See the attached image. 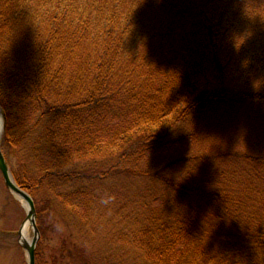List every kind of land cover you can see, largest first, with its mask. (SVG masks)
I'll list each match as a JSON object with an SVG mask.
<instances>
[{"label": "trees", "instance_id": "16d2710c", "mask_svg": "<svg viewBox=\"0 0 264 264\" xmlns=\"http://www.w3.org/2000/svg\"><path fill=\"white\" fill-rule=\"evenodd\" d=\"M0 106L35 202L88 221L104 183L145 178L116 234L145 264H264V0H0ZM226 124L254 148L149 170Z\"/></svg>", "mask_w": 264, "mask_h": 264}, {"label": "rangeland", "instance_id": "374dc122", "mask_svg": "<svg viewBox=\"0 0 264 264\" xmlns=\"http://www.w3.org/2000/svg\"><path fill=\"white\" fill-rule=\"evenodd\" d=\"M225 127L213 138H210L207 133H203L207 136L206 140L202 135L199 136V139L186 135L183 142L166 147L157 154L150 153L152 164L149 170L156 172L167 163L179 158H192L218 151L215 148L231 149L232 146L238 144V141L242 146V151H250L254 148L244 143L251 141L252 136L242 134L236 136L231 132L232 129H229L228 124ZM180 135L184 134L180 132ZM261 136H264V132ZM261 136L260 138L263 139ZM224 139L229 140L225 141ZM263 142L264 140H262ZM10 161L11 165L8 164L10 170L13 169L24 176L31 175L35 170L33 158L31 159L28 151H24L21 158L20 156L17 158L11 156ZM188 165L194 166V163L187 164L186 169H188ZM70 170L71 168H67L65 171L69 172ZM28 171L30 172L27 175ZM178 175H181V180L187 178V175L182 171ZM148 184V179L145 178L136 179L129 184L118 183L114 180L104 183V188L96 192L98 200L92 209L90 207L91 215H89L88 221L72 216L62 205H56L50 201L49 193H42L38 201H34L37 214L36 222L40 231L38 247L40 246L39 250L42 253L38 264H51L53 255L60 259L57 264H145L138 258L139 255L133 245L130 242L126 245V237L121 242L116 234L118 232L125 234L124 225L130 221L123 220V217L126 214L133 216L131 209L136 208L130 201L128 203L131 209L127 211L122 209L123 204L130 197V191L132 196H136L139 192L146 190ZM156 193L161 194L157 189ZM160 204L161 202H154L151 207ZM125 221L127 223L124 224ZM25 224H28L27 237L31 242L34 238V229L27 220L26 202L19 201L14 197L6 187L0 172V264H28L27 252L20 245L19 236ZM82 256L85 260L80 262L78 258Z\"/></svg>", "mask_w": 264, "mask_h": 264}, {"label": "water", "instance_id": "95a60500", "mask_svg": "<svg viewBox=\"0 0 264 264\" xmlns=\"http://www.w3.org/2000/svg\"><path fill=\"white\" fill-rule=\"evenodd\" d=\"M4 130H5V116L2 107L0 106V172L3 175L6 187L14 195V197L19 201L23 200L26 202L27 220L30 222V224L34 229V238L31 242L22 240L21 232H20L19 233L20 245L27 252L28 264H36V250L40 240V231L37 227V222H36L37 214H36L35 202L32 196L28 192L23 190L16 183L14 176L10 170V167L6 161L1 146Z\"/></svg>", "mask_w": 264, "mask_h": 264}, {"label": "bare ground", "instance_id": "6f19581e", "mask_svg": "<svg viewBox=\"0 0 264 264\" xmlns=\"http://www.w3.org/2000/svg\"><path fill=\"white\" fill-rule=\"evenodd\" d=\"M27 236H28V224H25V226L23 227L21 231L22 240L29 241Z\"/></svg>", "mask_w": 264, "mask_h": 264}]
</instances>
